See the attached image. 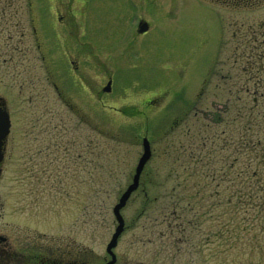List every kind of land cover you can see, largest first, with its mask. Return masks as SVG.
Segmentation results:
<instances>
[{
  "label": "rangeland",
  "instance_id": "1",
  "mask_svg": "<svg viewBox=\"0 0 264 264\" xmlns=\"http://www.w3.org/2000/svg\"><path fill=\"white\" fill-rule=\"evenodd\" d=\"M28 2L0 0V98L11 122L0 227H50L57 205L61 228L74 223L76 250L102 264L116 224L113 206L131 182L145 137L150 158L120 212L126 227L113 250L119 261L262 264L264 182L254 201L252 181L240 199L233 180H220L195 196L194 211L177 215L169 207L177 183H196L183 181L193 166L182 144L208 125L196 121L200 113L226 102L224 91L247 74L249 52L264 53V0ZM139 21L149 25L143 35ZM109 82L110 92L103 91ZM71 142L74 165L46 167ZM54 179L64 187L55 190ZM202 213L208 220L200 221L199 234L187 227L186 241L179 238L188 217ZM210 225L219 237L205 240ZM175 243L184 251L175 252Z\"/></svg>",
  "mask_w": 264,
  "mask_h": 264
},
{
  "label": "trees",
  "instance_id": "2",
  "mask_svg": "<svg viewBox=\"0 0 264 264\" xmlns=\"http://www.w3.org/2000/svg\"><path fill=\"white\" fill-rule=\"evenodd\" d=\"M252 44L255 47L258 41L255 39ZM261 46V51H264V42L260 43ZM259 52L248 53L245 63L248 71L244 79L237 75L232 88H228V92L224 91L222 94V96L230 95L229 97L226 95L228 97L226 102L214 107L211 114L203 112V119L197 118V122L206 121L208 125L203 124L201 128L194 129L193 136H188V141L182 144L184 157L188 164L193 166L189 170L186 168L183 170L188 173L183 181L191 182L194 179L196 183L190 185L188 189L186 184L179 182L172 189L170 196L173 202L169 210L173 214L181 215L184 209L194 211L192 202L196 200L195 196L201 192V189L204 192L211 188L215 189V182L220 180L234 181L238 194L249 187L246 182L252 181L253 185L257 186L253 188L250 198L252 201L259 199L257 193L262 190L258 185L264 182V53ZM246 76H248L247 80ZM188 131L191 132L190 128ZM193 191L195 193H190ZM216 194L213 192L208 195L209 199ZM242 196V194L238 195L237 198L242 199ZM182 203L191 206H187L186 209ZM213 206L214 204H206L205 211L213 212L211 211ZM206 214H194L188 217L179 228L202 230L200 221L208 220L203 217ZM208 234L212 235V225L205 226V236Z\"/></svg>",
  "mask_w": 264,
  "mask_h": 264
},
{
  "label": "flooded vegetation",
  "instance_id": "3",
  "mask_svg": "<svg viewBox=\"0 0 264 264\" xmlns=\"http://www.w3.org/2000/svg\"><path fill=\"white\" fill-rule=\"evenodd\" d=\"M9 135V134H8ZM7 140L8 136L4 141L3 148V157L0 161V172H1V164L6 159L7 153ZM72 143L68 144L66 150H62V154L56 150L55 153H52L53 158L50 160V155H46L51 164L46 165V167H58L61 165L69 167L71 164L74 165V156L69 152V148L72 146ZM63 144V143H62ZM55 145L62 146L60 143ZM70 146V147H69ZM60 153V155H59ZM58 154V155H57ZM29 155V153H26ZM29 158L26 160L29 165L32 166L33 158L32 155L28 156ZM50 157V158H49ZM66 163V164H65ZM31 167H27L30 169ZM39 180H31L29 183L30 186L33 187H44L39 185ZM44 184V183H43ZM52 187L55 190L64 187L61 185V180L54 179L50 182ZM64 191V190H62ZM59 193V192H58ZM55 194V192H53ZM62 195V192L60 193ZM38 200V199H37ZM52 215L51 226L50 227H41V228H33L28 229L27 227L16 228L11 227L12 223L5 222L4 227H0V264H96L97 262L91 263L89 253H81L76 250L74 244V223L67 221V226L64 230L61 228V221L59 220V215L57 205ZM1 223V222H0ZM46 221L42 222L44 225ZM16 226V225H14ZM51 231V233H50ZM30 233H34V235H30ZM63 233V234H62ZM50 237L49 238H47ZM215 236L219 237L218 229L215 231ZM175 252L179 250H183L182 247H179V244H175ZM116 248V247H115ZM114 248V249H115ZM113 249V250H114ZM184 251V250H183ZM106 252V251H105ZM114 254V252H113ZM115 256V260L112 264H123L119 261V258ZM110 260L109 255L106 252V256H104V260L102 264H108ZM99 264V263H98ZM142 264V263H139ZM146 264V263H143ZM231 264H236L231 261ZM264 264V261L262 262Z\"/></svg>",
  "mask_w": 264,
  "mask_h": 264
},
{
  "label": "water",
  "instance_id": "4",
  "mask_svg": "<svg viewBox=\"0 0 264 264\" xmlns=\"http://www.w3.org/2000/svg\"><path fill=\"white\" fill-rule=\"evenodd\" d=\"M147 25L145 23H141L139 26V33H142L146 31ZM110 90V82L106 85V87L103 89V91L108 92ZM9 131V118L6 112L0 110V149L2 146V140L5 138ZM150 157V150H149V144L146 139H143V154L141 158L139 159L138 165L136 167V172L133 177L132 183L127 187L126 191L122 194V196L119 199L118 204L115 205L113 209V213L119 222V225L116 228L115 233L112 236V239L108 245V250H110L113 246L116 244L117 237L121 233L123 229V220L122 217L120 216V209L125 205L127 199L129 198L131 192L137 188L138 185V178L139 174L146 163V161Z\"/></svg>",
  "mask_w": 264,
  "mask_h": 264
}]
</instances>
